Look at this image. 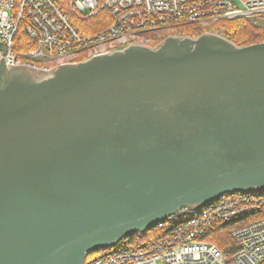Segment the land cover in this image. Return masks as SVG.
<instances>
[{
  "label": "water",
  "instance_id": "1",
  "mask_svg": "<svg viewBox=\"0 0 264 264\" xmlns=\"http://www.w3.org/2000/svg\"><path fill=\"white\" fill-rule=\"evenodd\" d=\"M261 192L264 42L172 36L50 73L0 61V264H85Z\"/></svg>",
  "mask_w": 264,
  "mask_h": 264
},
{
  "label": "built area",
  "instance_id": "2",
  "mask_svg": "<svg viewBox=\"0 0 264 264\" xmlns=\"http://www.w3.org/2000/svg\"><path fill=\"white\" fill-rule=\"evenodd\" d=\"M67 6L65 12L56 0H0V61L50 73L129 46L153 48L167 37H187L176 34L182 26L220 37L217 25L224 20L264 27V0H69ZM102 11L108 21L101 31H78L74 20ZM19 31L23 51L15 50ZM155 227L162 231L155 240L114 249L93 264H264V192L224 194L200 209L181 208ZM221 233L236 246L230 255L212 242Z\"/></svg>",
  "mask_w": 264,
  "mask_h": 264
},
{
  "label": "trees",
  "instance_id": "3",
  "mask_svg": "<svg viewBox=\"0 0 264 264\" xmlns=\"http://www.w3.org/2000/svg\"><path fill=\"white\" fill-rule=\"evenodd\" d=\"M68 1L69 0H56L59 6L63 10H65V12H67L68 10ZM106 16L107 12L102 11L92 18H86L82 20V22L74 20V23L77 26L78 31H80L84 35H87L88 33H97L107 25L108 20L106 19ZM87 26H89L91 29H85ZM217 26L222 27L224 30L221 36L232 42L237 47H245L248 45L264 42V27L248 20H224L219 22ZM203 33L204 32L200 27L192 25L182 26L177 28L176 30L177 35L192 38H197ZM161 34L164 35L163 31ZM151 36L154 37L155 40L158 39L154 35ZM163 37L164 36L160 37V39ZM161 40H157L156 42H160ZM150 231L158 232L157 228L153 226L151 229H148L144 233H134L127 235L119 242L115 249H132L142 247L143 245H145V243H141L140 240ZM212 242L226 255H230L236 249L235 244L227 236L226 233L216 234L212 239ZM92 254L93 252L88 253V256Z\"/></svg>",
  "mask_w": 264,
  "mask_h": 264
},
{
  "label": "rangeland",
  "instance_id": "4",
  "mask_svg": "<svg viewBox=\"0 0 264 264\" xmlns=\"http://www.w3.org/2000/svg\"><path fill=\"white\" fill-rule=\"evenodd\" d=\"M258 25L263 26L262 24H258ZM160 33H162V32L160 31ZM163 33L165 34V32H163ZM14 44H15V50L23 51L25 49V36L22 35L20 31L17 33L16 37L14 38ZM161 232L162 231H160V230H158V232L150 231L148 234L143 236V238L140 241H141V243H146L150 240H154V239L159 237ZM114 249L113 248L112 249H102V250H99L97 252H93L92 255H89L87 257L85 264L95 263V261L98 259V257H100L102 254L112 252Z\"/></svg>",
  "mask_w": 264,
  "mask_h": 264
}]
</instances>
